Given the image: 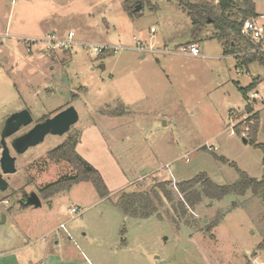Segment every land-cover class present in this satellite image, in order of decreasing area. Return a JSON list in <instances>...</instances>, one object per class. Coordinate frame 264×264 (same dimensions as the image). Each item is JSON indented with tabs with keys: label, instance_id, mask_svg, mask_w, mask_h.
Here are the masks:
<instances>
[{
	"label": "rangeland",
	"instance_id": "1",
	"mask_svg": "<svg viewBox=\"0 0 264 264\" xmlns=\"http://www.w3.org/2000/svg\"><path fill=\"white\" fill-rule=\"evenodd\" d=\"M128 1L0 0L6 38L0 40V155L2 129L14 112L28 109L34 122L8 137L10 146L70 105L80 116L63 136L49 133L20 155L11 147L18 170L4 176L9 188L0 191V264H256L255 251L264 247V190L204 197L185 210L176 183L202 172L226 185L241 171L264 177L258 146L264 65H241L227 54L213 24L193 41L201 42L200 56L177 53L193 40L191 17L179 1L133 0V14ZM253 1L264 14V0ZM17 37L38 44L28 51ZM139 42L173 53L142 57ZM97 45L107 48L99 52ZM70 136L102 175L107 196L86 180L50 197L41 193L75 173L67 161L48 157ZM165 181H172L171 195L152 193ZM139 190L151 191L161 216L122 210L119 197ZM32 192L41 208L23 206Z\"/></svg>",
	"mask_w": 264,
	"mask_h": 264
},
{
	"label": "trees",
	"instance_id": "2",
	"mask_svg": "<svg viewBox=\"0 0 264 264\" xmlns=\"http://www.w3.org/2000/svg\"><path fill=\"white\" fill-rule=\"evenodd\" d=\"M132 1H128L129 8L127 10L130 14L134 12V8L130 5ZM178 1L187 10L192 20L193 40L191 42L199 39L202 27L206 24H213L217 30L215 37L223 43L227 54L237 55L241 65H248L253 61H259L264 65V56L257 53H250L254 45L242 33L244 21L250 17L258 16L253 0ZM255 85L256 81L249 88L252 89ZM257 130L256 125L249 142L255 143ZM78 142L77 137L70 136L62 144L48 152V157L51 159L67 161L73 167L75 173L64 175L60 179L42 187L41 193L45 197H50L55 192L70 187L71 184L85 180L92 181L102 196L108 195L106 184L100 172L77 152ZM258 146L264 149V144ZM171 184L172 181L157 182L152 189V193L156 195L160 191L169 196L171 193L167 188ZM176 187L184 196V201L181 202V206L187 210L186 205L192 208L196 207L197 204L202 202L204 197L212 200H222L231 194L245 195L248 191L258 194L264 190V177L257 179L241 171L238 181L226 185L217 184L207 173L202 172L192 179L177 182ZM152 193L146 190L124 193L119 197L118 205L126 214L132 217L147 218L154 214L161 216L158 207L152 199ZM23 206L25 205L23 204Z\"/></svg>",
	"mask_w": 264,
	"mask_h": 264
},
{
	"label": "water",
	"instance_id": "3",
	"mask_svg": "<svg viewBox=\"0 0 264 264\" xmlns=\"http://www.w3.org/2000/svg\"><path fill=\"white\" fill-rule=\"evenodd\" d=\"M141 10L142 5L135 8V12H140ZM79 119L80 116L77 109L75 106L70 105L56 115L36 123L28 131L12 138L10 146L7 138L15 135L21 128L28 127L34 122L33 116L28 109L11 114L7 118L1 133L0 191H6L9 188V182L4 176L17 171L16 162L18 154L20 155L31 146H35L44 141L49 133L60 136L65 135ZM243 140L247 143L246 138ZM11 147L17 155L12 154ZM22 203L25 206H33L35 208L42 206V200L37 192L29 194ZM3 221H5V217Z\"/></svg>",
	"mask_w": 264,
	"mask_h": 264
},
{
	"label": "built area",
	"instance_id": "4",
	"mask_svg": "<svg viewBox=\"0 0 264 264\" xmlns=\"http://www.w3.org/2000/svg\"><path fill=\"white\" fill-rule=\"evenodd\" d=\"M12 4L16 3V0H10ZM155 28H151V32L155 33ZM242 33L253 43L254 47L250 50V53H257L262 56H264V14L258 15L256 17H250L247 20L244 21L243 27H242ZM72 35V34H70ZM20 40H22L26 46L27 50L31 51L34 46L38 44L35 39L30 37H17ZM0 40L2 42H6V38L3 34H0ZM61 42L60 44H63ZM71 44V42H68ZM107 47L102 46H95L94 49L96 51H103ZM136 51L142 54H146L147 52H159V53H173L170 50H167L165 48L163 49H155L153 46L146 45L143 42H139L135 48ZM177 53L184 54V55H190V56H200L201 55V47L196 42L188 43L185 46H182ZM233 133H236V131L232 130ZM72 212L77 211V209H71ZM62 227H65L64 224L61 225Z\"/></svg>",
	"mask_w": 264,
	"mask_h": 264
},
{
	"label": "crops",
	"instance_id": "5",
	"mask_svg": "<svg viewBox=\"0 0 264 264\" xmlns=\"http://www.w3.org/2000/svg\"><path fill=\"white\" fill-rule=\"evenodd\" d=\"M137 13H139V12H137ZM256 13L258 14V15H263V14H260L259 12H257L256 11ZM153 28V27H152ZM155 32H157V30L155 31ZM189 43H191V42H189ZM196 43H199L200 44V47H201V42H200V40L198 41V42H196ZM186 44H188V43H186ZM159 49V48H158ZM145 54H142V57H145L144 56ZM15 113V112H14ZM17 163V162H16ZM17 165V164H16ZM18 170V169H17ZM43 205V204H42ZM28 207H30V206H25V208H28ZM42 207V206H41ZM41 207H39V208H41ZM35 208V207H34ZM36 209H38V208H36ZM27 210V209H26ZM5 222V221H4ZM254 245H257V244H254ZM252 248H255V246H253ZM262 250H264V247L262 248H260V250H258V251H255V254H254V259H253V261L254 262H256V264H264V253H262ZM253 252H254V250H253ZM249 262H251V260H249ZM33 264H43V261L42 262H40V260H37L36 262H34Z\"/></svg>",
	"mask_w": 264,
	"mask_h": 264
}]
</instances>
